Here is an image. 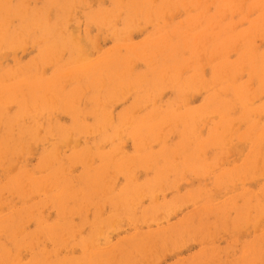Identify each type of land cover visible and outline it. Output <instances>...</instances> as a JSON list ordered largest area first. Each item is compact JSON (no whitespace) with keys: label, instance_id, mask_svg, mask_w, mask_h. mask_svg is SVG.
Masks as SVG:
<instances>
[{"label":"rangeland","instance_id":"rangeland-1","mask_svg":"<svg viewBox=\"0 0 264 264\" xmlns=\"http://www.w3.org/2000/svg\"><path fill=\"white\" fill-rule=\"evenodd\" d=\"M0 264H264V0H0Z\"/></svg>","mask_w":264,"mask_h":264},{"label":"bare ground","instance_id":"bare-ground-1","mask_svg":"<svg viewBox=\"0 0 264 264\" xmlns=\"http://www.w3.org/2000/svg\"><path fill=\"white\" fill-rule=\"evenodd\" d=\"M184 172V171H183ZM146 194V193H145ZM139 197V196H138ZM138 199V198H137ZM139 202H137V204H138ZM131 204V203H130ZM115 214V213H114ZM144 222V221H143ZM100 232H101V230H100ZM99 233V232H98ZM93 240V239H92ZM6 259V258H5ZM9 260V259H8ZM3 263V262H2Z\"/></svg>","mask_w":264,"mask_h":264}]
</instances>
